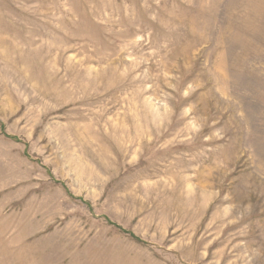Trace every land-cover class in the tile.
Wrapping results in <instances>:
<instances>
[{
  "label": "rangeland",
  "instance_id": "obj_1",
  "mask_svg": "<svg viewBox=\"0 0 264 264\" xmlns=\"http://www.w3.org/2000/svg\"><path fill=\"white\" fill-rule=\"evenodd\" d=\"M0 264H264V0H0Z\"/></svg>",
  "mask_w": 264,
  "mask_h": 264
}]
</instances>
